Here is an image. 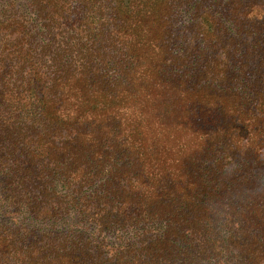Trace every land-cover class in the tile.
I'll list each match as a JSON object with an SVG mask.
<instances>
[{
	"label": "trees",
	"instance_id": "16d2710c",
	"mask_svg": "<svg viewBox=\"0 0 264 264\" xmlns=\"http://www.w3.org/2000/svg\"><path fill=\"white\" fill-rule=\"evenodd\" d=\"M1 212L0 264H264V0L11 7Z\"/></svg>",
	"mask_w": 264,
	"mask_h": 264
},
{
	"label": "rangeland",
	"instance_id": "374dc122",
	"mask_svg": "<svg viewBox=\"0 0 264 264\" xmlns=\"http://www.w3.org/2000/svg\"><path fill=\"white\" fill-rule=\"evenodd\" d=\"M28 2H30V0H0V18L6 12H10L11 7H13L14 5L15 6H18V5L23 6V5L27 4ZM186 18H187V16L185 15V19ZM20 219L23 220L24 222L25 221L29 222V220H30L28 218V216L26 215L25 211H23L20 214ZM0 220H2V221L6 220L5 214H2V212L0 214ZM41 224H43V223H41ZM43 226H44V224H43ZM115 234H116V232H114V231H110L107 233L109 238H114Z\"/></svg>",
	"mask_w": 264,
	"mask_h": 264
}]
</instances>
